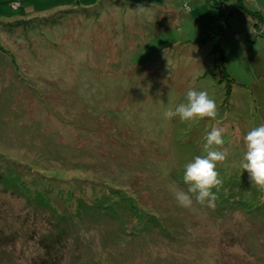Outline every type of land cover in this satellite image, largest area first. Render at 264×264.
I'll use <instances>...</instances> for the list:
<instances>
[{
  "label": "rangeland",
  "instance_id": "obj_1",
  "mask_svg": "<svg viewBox=\"0 0 264 264\" xmlns=\"http://www.w3.org/2000/svg\"><path fill=\"white\" fill-rule=\"evenodd\" d=\"M224 8L221 23L207 0H0V264H264V192L240 167L264 124V0ZM190 88L215 120L164 115ZM213 127L216 206L181 207Z\"/></svg>",
  "mask_w": 264,
  "mask_h": 264
},
{
  "label": "clouds",
  "instance_id": "obj_2",
  "mask_svg": "<svg viewBox=\"0 0 264 264\" xmlns=\"http://www.w3.org/2000/svg\"><path fill=\"white\" fill-rule=\"evenodd\" d=\"M141 12L145 7H139ZM164 115L171 119L178 116L181 121H198L205 118L215 120L218 107L206 90L189 89L186 92V102L179 104L175 110L168 109ZM223 127H213L204 137L206 155H197L193 161L185 165L183 181L188 186L187 191H175V199L179 206L189 208L193 204V197L200 205L215 208L217 193L223 185V180L217 171V164H222L229 156L225 147ZM245 152L240 163L242 170H246L252 185L264 192V124L252 127L243 137ZM216 189V192H213Z\"/></svg>",
  "mask_w": 264,
  "mask_h": 264
},
{
  "label": "trees",
  "instance_id": "obj_3",
  "mask_svg": "<svg viewBox=\"0 0 264 264\" xmlns=\"http://www.w3.org/2000/svg\"><path fill=\"white\" fill-rule=\"evenodd\" d=\"M207 2L213 6L217 13H218V18H219V21L221 23H224L226 21V18L227 16L229 15V11L228 12H225V8L224 7H228L232 4H235L236 2H240V0H207ZM222 26L220 25L219 26V30H221ZM209 38L213 41V49H212V53L213 55L215 56V68L217 69V71H219L221 73V75H223L224 78H226L227 80H229L225 73H224V64H223V55H222V49H221V37H220V33H215L213 32L212 35L209 36ZM217 71H212V74H215V72ZM222 77V79H223ZM231 81V80H229ZM228 85V84H227ZM229 86V85H228ZM230 87V86H229ZM224 99H227V96H226V93L224 94ZM134 222V221H133ZM155 227H153L152 229H154ZM156 232V236H160L166 240H169L165 235H163L161 232L159 231H151V232H148V237H150L151 234H155ZM226 236V235H225ZM85 235H83V239ZM229 239L231 240V237L229 236ZM170 241V240H169ZM171 242V241H170ZM107 248L111 253L110 255L107 256V260L110 259V260H116L117 256L114 254L115 252L119 251V248L118 246L116 245L115 247H112V248H108L106 246H100L99 247V250H101L100 252H107V250L105 249ZM97 251V249H96ZM80 252V251H79ZM106 257V256H105ZM247 262H244L243 264H246ZM249 264H252V262H248ZM108 264H109V260H108ZM224 264V263H222ZM227 264V263H225Z\"/></svg>",
  "mask_w": 264,
  "mask_h": 264
}]
</instances>
